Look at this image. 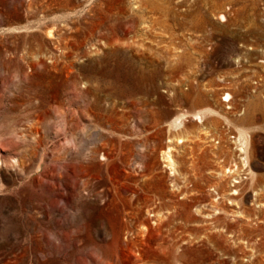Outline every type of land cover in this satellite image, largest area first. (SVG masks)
Masks as SVG:
<instances>
[{"label":"rangeland","instance_id":"374dc122","mask_svg":"<svg viewBox=\"0 0 264 264\" xmlns=\"http://www.w3.org/2000/svg\"><path fill=\"white\" fill-rule=\"evenodd\" d=\"M0 264H264V0H0Z\"/></svg>","mask_w":264,"mask_h":264},{"label":"bare ground","instance_id":"6f19581e","mask_svg":"<svg viewBox=\"0 0 264 264\" xmlns=\"http://www.w3.org/2000/svg\"><path fill=\"white\" fill-rule=\"evenodd\" d=\"M223 101L225 102H228L229 100H230V96H229V94H225L224 96H223ZM227 106V105H226ZM225 106V107H226ZM227 109H232V105L231 106H228L227 107ZM194 116V119L195 120H198V121H202V117H204V114H202V113H197V114H195V115H193ZM185 117H186V114L185 113H182L180 116H178L177 117V119H175L174 120V122L176 123V122H178V123H183V121L185 120ZM180 138V137H179ZM178 138V142H182L183 140H181V139H179ZM168 142H171V140H168ZM246 143V139H245V137H243V134L241 133L236 139H235V145H237V147H240L239 148V151H242V152H244V147H245V144ZM247 146V145H246ZM171 151H172V148L170 147V146H168L165 150H163L162 151V155H163V158H164V160H165V162H166V164H167V166H169V168H171V170H173L174 171V168H175V162H174V159H173V157H172V155H171ZM243 163V162H242ZM236 165V164H235ZM235 165H233L232 167L234 168H229L228 170H226V172L228 173V175L227 176H230V174H232V176H230V178L232 177H234V176H237V171L239 170V169H237V166H235ZM238 177V176H237ZM235 178L234 177V181H233V189H232V192H231V195H234V194H237L238 192V186H240V184H241V181H242V178H240V177H238V178ZM216 202H218V199H216ZM228 203H231V202H229L228 201ZM216 206H217V204H216ZM218 207V206H217ZM219 209H221V208H219ZM222 211H223V209H221ZM224 212V211H223ZM216 213H219V211H216Z\"/></svg>","mask_w":264,"mask_h":264},{"label":"built area","instance_id":"2783aa9c","mask_svg":"<svg viewBox=\"0 0 264 264\" xmlns=\"http://www.w3.org/2000/svg\"><path fill=\"white\" fill-rule=\"evenodd\" d=\"M238 137V136H237ZM237 137H235V136H232L231 138H234V139H236ZM234 141V140H233ZM238 150H239V148L240 147H236ZM242 152V151H241Z\"/></svg>","mask_w":264,"mask_h":264}]
</instances>
